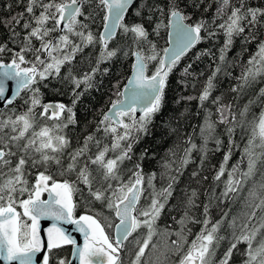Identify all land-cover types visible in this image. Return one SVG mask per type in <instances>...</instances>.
<instances>
[{"label": "snow or ice", "instance_id": "1", "mask_svg": "<svg viewBox=\"0 0 264 264\" xmlns=\"http://www.w3.org/2000/svg\"><path fill=\"white\" fill-rule=\"evenodd\" d=\"M213 2L216 8L211 19L203 15L211 4L194 19L195 13L187 9H200L205 0H139L138 6L134 0H16L22 11L3 21L13 47L0 43V100L12 105L22 98L26 108L20 113L9 109L7 116L0 112V260L4 264H38L37 253H43L42 264H69L61 253L66 244L73 245L79 264H124L125 251L134 256L130 264H149L146 250L157 234V220L177 199L174 193L179 197L174 207L182 213L178 219L172 217L180 225L171 233L176 239L169 246L171 254L179 256L175 264H230L234 251L241 253L242 264H264V87L239 112L233 110L232 102H225L223 94L213 96L218 77L232 75L229 68L241 67L234 77L236 84L229 88L237 98L264 83V7L252 6L248 0ZM130 8H135L138 22H125ZM100 13L103 30L97 35L92 28ZM161 29L167 31L169 44L163 55L150 39ZM118 35L125 43L109 47ZM219 35L224 42L216 52L206 49L195 54L196 60L212 58L211 74L203 87L197 95H182L176 101H197L203 111L201 143L182 135L171 123L178 117H170L166 135L176 139L159 161L160 171L146 174L142 162L147 150L134 159L133 149L151 134L150 126L163 113L169 75L197 44ZM237 39L242 52L255 45L243 64L228 57ZM96 45L98 55L88 57L87 70H78L73 61L85 48ZM6 53L10 54L7 62ZM120 55L133 61L130 77L123 87L119 79L112 84L117 99L107 111L101 110L94 132L72 148L68 136L60 133L77 123L76 105L91 90H99L103 77L110 73L107 64ZM192 67L188 64L182 76L194 75L189 71ZM62 69H66L63 75ZM52 79L72 85L71 105L43 103L41 87H49ZM180 83L189 86L186 79ZM191 87L195 90L197 84ZM257 101L261 105L258 115L250 109ZM48 119L57 123L50 127L44 122ZM237 128L242 146L235 139ZM218 152L223 155L218 166H213L208 202L198 203L194 188H185L181 194L180 178L196 163L193 153L198 154L200 170H193L191 177L207 181L209 177L201 174L204 165L210 154ZM236 152H240L239 159L230 163ZM32 169H36L34 182L29 180ZM55 175L64 179L58 181ZM232 199L241 200L247 210L231 218L224 212L213 220V202ZM80 202L85 214L77 216ZM42 220L54 221L46 230V241L41 237ZM61 224L75 225L84 237L83 245ZM190 224L201 225L191 241ZM225 241L227 248L218 257ZM241 244L243 249L238 247Z\"/></svg>", "mask_w": 264, "mask_h": 264}, {"label": "trees", "instance_id": "2", "mask_svg": "<svg viewBox=\"0 0 264 264\" xmlns=\"http://www.w3.org/2000/svg\"><path fill=\"white\" fill-rule=\"evenodd\" d=\"M248 3L252 6H262L264 7V0H248ZM12 5V8H9V5ZM138 2L135 4L138 6ZM211 4L207 13H203L206 19H211L213 13L215 12L216 4L213 0H205V4L201 6L200 9H193L189 7L187 9L190 13H195L194 19L198 18L203 12V8ZM22 11V6H17L16 0H0V43L8 42L9 47H13L10 42V33L8 29L4 26L3 21L8 19L11 15H15L17 12ZM103 13H100L96 16L95 25H93L92 30L99 35L102 29V17ZM139 17L135 16V8H132L131 11L126 15L125 22L133 23L138 22ZM219 23V21L217 22ZM19 30V29H18ZM150 39L157 45L158 50H161V55H163L162 50L168 47V35L167 31L161 29L159 35H152ZM224 42L223 35H219L216 38L211 40H204L201 43L197 44L195 48L185 55L178 65L174 67L172 73L169 75V87L166 89V103L163 109V113L156 117V120L152 126H150L151 134L144 136L138 144L134 146V159L138 158L141 152L147 150L148 156L142 162V167L144 172H159L160 165L159 161L162 157L165 156L167 150L172 147L175 136L166 135V125L170 117L176 116L177 120H173L172 126L178 127L181 130L182 135H191L194 142L198 145L201 143L199 138V125L202 124L204 113L198 108L197 101L184 102L181 101L179 104L176 101L180 96L187 95H197L199 90L203 87V83L206 80L207 76L211 74V68L209 67L212 64V58L210 56H203L200 60L195 59V54L206 49H210L213 52H216L217 49L222 46ZM125 40L121 36H117L116 40L110 42L109 47H119L121 44H124ZM255 45L249 47L248 52L241 51V41L237 39L233 45L232 50L228 53L229 60H237L239 64L246 63L250 53L254 51ZM99 45L90 46L85 48L84 53L77 56L76 61H73V64L76 65L78 70H87L88 57L93 55H98ZM218 55V52H217ZM10 54L6 53L4 56L5 61L7 62ZM81 61V63H77ZM132 59L125 58L123 55L119 56V59H115L107 64V67L110 69L109 75L103 77V84L100 86L99 90H91L89 93L85 94L81 98V101L76 105L74 111L76 113L77 123L74 125H69L68 128L64 129L60 134H66L71 141L72 148L77 147V142L80 144L83 143L84 137L94 132L96 122L100 118L101 110L107 111V108L110 106V102L117 99L113 95L114 90L112 89V84H114L117 79L122 81L121 87L127 82V78L131 75L132 68ZM192 64L193 67L189 69L190 72L194 75L187 76L186 78L182 76L183 69L188 65ZM214 67V65H213ZM66 69H62L61 74L65 73ZM229 71L232 73L231 76L221 75L218 77L217 89L213 93V96L223 94L225 102L233 103V110L239 112L244 105L248 104L250 99H255V95L258 92L260 87H264V83H258L253 88L248 89L244 94L239 98L236 97V93L229 91L231 86L236 84L234 77L239 76L241 72V67L237 66L235 68H229ZM201 72L204 75H199ZM182 79H186L188 82V87L185 88L183 84L180 83ZM48 83V81H45ZM192 83H196L197 87L194 90L191 87ZM72 85L65 82L64 84L58 83L56 79H52L49 87H41V92L43 94V103H64L65 105H71L72 96H71ZM24 96V93L21 95ZM26 106L23 104V99H18V101L12 107L7 108L2 111L5 116L10 115L9 109H13L16 113L23 112ZM187 109V111H185ZM252 113L259 114L261 110L260 102L250 105ZM214 110V106H213ZM40 111V109H37ZM174 111V112H173ZM183 113V115H181ZM50 114V113H49ZM66 115V114H65ZM61 119H64V116H61ZM251 119V115H249ZM163 121V123H162ZM48 126H52L57 123L54 119H48L44 121ZM251 126L249 125V132ZM55 134V133H54ZM247 135V134H245ZM97 136H103V133H97ZM238 144L243 145L244 141L241 138V130L237 128V133L235 137ZM109 142V141H105ZM209 147H213L210 143ZM93 153L96 151L95 148L91 150ZM222 152L215 153L214 155L209 156V160L204 165L202 175H207L209 179L207 181H201L200 177L193 178L191 177V172L193 170H200L199 167V157L197 153H193V157L196 160V163L190 164L185 170L184 175L180 178L179 192L182 194L183 190L187 188L189 191L191 189H196L199 195L198 203L208 202V193L212 191V179L215 169L214 165L218 166L219 161L222 159ZM240 157V152H236L233 156V160L230 163L235 162ZM130 166V165H129ZM94 167V166H93ZM33 175L29 177L30 182H34L36 169L31 170ZM51 171L55 174L56 166L53 165ZM54 178L58 181L64 179L59 175H55ZM74 179V177H72ZM127 176H125V180ZM255 179H259L257 176ZM157 186H159V181H156ZM252 184V181H249V185ZM82 186V185H81ZM222 185L220 188H216V195H219L222 190ZM246 191V190H245ZM174 196H177V199H174L170 202V205L173 207L170 210H166L160 216L156 222L157 234L153 236L152 241L149 245V248L146 250V258L149 261V264H175L179 260V256L172 255L169 251V246L172 240L176 239L175 235L171 233L178 231L180 225L177 224L172 217L176 216L177 219L182 214L177 211L174 205L177 203L178 195L174 193ZM141 203H143V198ZM242 210H247L242 207V201L239 199H232L231 201H214L213 207L211 208V218L213 220L219 219L224 212H228L229 218L234 215H238ZM77 213H85L83 203H78ZM199 215V213H197ZM258 216L260 213L257 214ZM112 219L115 220L114 215ZM255 223V221H254ZM192 229L193 235L188 236V240L191 241L194 238V234L200 230L201 225H188ZM142 230V229H141ZM140 230V231H141ZM112 233L114 229L110 230ZM114 235V233H113ZM134 235H136L134 233ZM131 239V238H130ZM155 245V247H153ZM240 249H243L245 245L241 244L238 246ZM227 248V242H222L220 250L217 253L219 257L220 254ZM165 253L168 254V259L165 260ZM122 258L124 264H130L131 260L134 259V256L130 251H125L122 253ZM243 257L240 252H235L230 264H242Z\"/></svg>", "mask_w": 264, "mask_h": 264}, {"label": "water", "instance_id": "3", "mask_svg": "<svg viewBox=\"0 0 264 264\" xmlns=\"http://www.w3.org/2000/svg\"><path fill=\"white\" fill-rule=\"evenodd\" d=\"M138 2V0H134V3L136 4ZM132 8L129 9V11H131ZM129 13V12H128ZM168 47H169V44H168ZM12 92L14 94V83H12ZM22 95V94H21ZM18 101V99L15 101V103ZM6 105V101L4 100H0V112L6 110L7 108L9 107H12L13 105ZM44 195L47 196V193H44ZM44 198V196L42 197ZM47 198V197H46ZM85 214V213H84ZM83 215V214H82ZM118 222V221H117ZM52 223H54V221H51V220H42L41 221V237L46 241L47 237H46V230L47 228H49ZM61 227L64 228L76 241L77 243L82 246L83 245V242H84V237L82 236V234L80 232H78L76 230V227L75 225H72V224H61ZM115 234V230L113 232ZM64 246H69L72 248V254H71V259H70V262L69 264H79V260L77 258H75L73 256V252H74V248H73V245L71 244H66ZM42 255L43 253H37V256H36V260L38 262V264H42ZM0 264H4V261L0 260Z\"/></svg>", "mask_w": 264, "mask_h": 264}, {"label": "flooded vegetation", "instance_id": "4", "mask_svg": "<svg viewBox=\"0 0 264 264\" xmlns=\"http://www.w3.org/2000/svg\"><path fill=\"white\" fill-rule=\"evenodd\" d=\"M46 195H44V198L46 199ZM75 199V197H74ZM77 210V209H76ZM84 214L83 212H80V213H77L76 211V215L79 216V215H82ZM61 253H62V256L68 261L70 262V259H71V254H72V248L69 247V246H64L62 249H61Z\"/></svg>", "mask_w": 264, "mask_h": 264}, {"label": "rangeland", "instance_id": "5", "mask_svg": "<svg viewBox=\"0 0 264 264\" xmlns=\"http://www.w3.org/2000/svg\"><path fill=\"white\" fill-rule=\"evenodd\" d=\"M144 231H145L144 229L141 230V232H144Z\"/></svg>", "mask_w": 264, "mask_h": 264}, {"label": "bare ground", "instance_id": "6", "mask_svg": "<svg viewBox=\"0 0 264 264\" xmlns=\"http://www.w3.org/2000/svg\"><path fill=\"white\" fill-rule=\"evenodd\" d=\"M256 96V95H255ZM174 112V111H173ZM199 130V129H198Z\"/></svg>", "mask_w": 264, "mask_h": 264}]
</instances>
